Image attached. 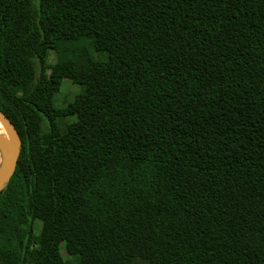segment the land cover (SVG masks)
I'll return each mask as SVG.
<instances>
[{"label": "trees", "instance_id": "trees-1", "mask_svg": "<svg viewBox=\"0 0 264 264\" xmlns=\"http://www.w3.org/2000/svg\"><path fill=\"white\" fill-rule=\"evenodd\" d=\"M0 110V264H264V0H0Z\"/></svg>", "mask_w": 264, "mask_h": 264}, {"label": "water", "instance_id": "water-1", "mask_svg": "<svg viewBox=\"0 0 264 264\" xmlns=\"http://www.w3.org/2000/svg\"><path fill=\"white\" fill-rule=\"evenodd\" d=\"M0 121L8 132V137L0 133V190L8 183L15 172L21 152L22 140L10 118L0 110Z\"/></svg>", "mask_w": 264, "mask_h": 264}, {"label": "rangeland", "instance_id": "rangeland-1", "mask_svg": "<svg viewBox=\"0 0 264 264\" xmlns=\"http://www.w3.org/2000/svg\"><path fill=\"white\" fill-rule=\"evenodd\" d=\"M56 60V52L54 50H51L48 56V61L50 63L54 62ZM80 91V86L76 83H74L72 80L70 79H64L61 85V89L59 91V93H57L55 95V103L58 106H63L66 105L69 101L73 100L75 95ZM75 117L71 116L68 117L67 120L71 121L74 120ZM38 223V228L39 225H41L40 221H37ZM62 254L63 256L68 259L69 256L67 255L65 248H64V244L62 245Z\"/></svg>", "mask_w": 264, "mask_h": 264}, {"label": "bare ground", "instance_id": "bare-ground-1", "mask_svg": "<svg viewBox=\"0 0 264 264\" xmlns=\"http://www.w3.org/2000/svg\"><path fill=\"white\" fill-rule=\"evenodd\" d=\"M0 133H2L4 136L8 137V132L6 131L5 127L3 126V124L0 121ZM2 160V154L0 151V162Z\"/></svg>", "mask_w": 264, "mask_h": 264}]
</instances>
